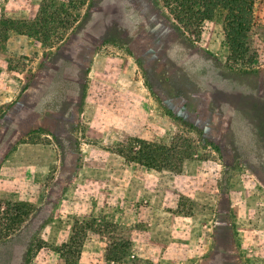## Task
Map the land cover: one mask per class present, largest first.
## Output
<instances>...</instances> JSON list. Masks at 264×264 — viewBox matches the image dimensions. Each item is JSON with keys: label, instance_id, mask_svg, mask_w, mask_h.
Returning a JSON list of instances; mask_svg holds the SVG:
<instances>
[{"label": "rangeland", "instance_id": "rangeland-1", "mask_svg": "<svg viewBox=\"0 0 264 264\" xmlns=\"http://www.w3.org/2000/svg\"><path fill=\"white\" fill-rule=\"evenodd\" d=\"M71 2L60 41L0 39V264H264V0L249 68L221 17L195 34L173 0ZM136 140L153 167L120 154Z\"/></svg>", "mask_w": 264, "mask_h": 264}, {"label": "trees", "instance_id": "trees-1", "mask_svg": "<svg viewBox=\"0 0 264 264\" xmlns=\"http://www.w3.org/2000/svg\"><path fill=\"white\" fill-rule=\"evenodd\" d=\"M71 1L40 0L35 16L30 20L0 17V39L5 41L7 32L13 30L19 34L35 38L41 45L56 40L60 41L65 34V29L74 18L69 10L75 7ZM256 1L173 0L171 12L173 18L181 26L194 30L195 34L199 32L201 25H207V23L221 17L222 44L227 51V59L231 64L241 68H249L255 62L254 52L248 38L252 24L253 5ZM135 143L136 145L129 144V147L120 151V154L140 166L153 167L154 161L158 159L160 148L143 140H136ZM20 211L17 208L16 214L13 215H8L5 212L9 223H16L19 220L22 213Z\"/></svg>", "mask_w": 264, "mask_h": 264}]
</instances>
